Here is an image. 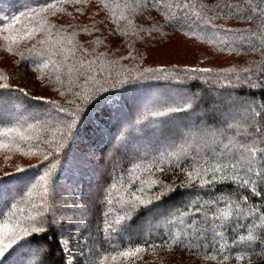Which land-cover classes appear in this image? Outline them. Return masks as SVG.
Instances as JSON below:
<instances>
[{
    "label": "trees",
    "instance_id": "trees-1",
    "mask_svg": "<svg viewBox=\"0 0 264 264\" xmlns=\"http://www.w3.org/2000/svg\"><path fill=\"white\" fill-rule=\"evenodd\" d=\"M44 2L52 3L53 0H0V19L7 16L10 22L11 17L23 11L25 5L37 7ZM186 2L187 0H179L181 4ZM192 2L207 5L211 11L204 14L213 17L212 23L216 28L202 31L198 21L193 23L194 16L185 19V14L189 13L188 9H173V15L179 11L177 16L179 22L170 21L165 18L166 10L154 7L153 0H148L147 8L135 17L134 23L143 25L145 29L135 35L132 29L126 28L125 21L121 20L119 23L114 21L112 11L105 8L101 0H86V3L79 4L59 3L56 8L44 15L55 28L67 29L62 33L65 36L75 28L76 57H81L84 50H88L90 55L87 58L90 59H95L100 53L103 54L105 61L117 60L118 69L121 66L129 69L134 66L171 69L174 66L170 75L175 76L177 73L181 75L183 83L179 87L200 97L194 112L198 117L193 113L195 122L189 120V123L199 124L202 119L207 118L209 124L223 128L226 122L244 121L248 115L245 112L246 108L254 107L260 111L261 105L264 104V87L250 89L236 79L239 76L243 81L250 76L251 82L264 84V71L254 67V63L260 62L261 54L251 51L249 43L252 41L258 45L252 32L256 31L260 20L249 21L247 16L251 14L250 11L246 7L240 9L235 7L237 4L245 5L246 0H192ZM247 2L264 6V0ZM227 4L233 7L231 9L225 7ZM216 5L220 7L217 8ZM26 22L22 17L21 23L15 27H23ZM189 24L192 25L191 28L188 27ZM84 27L89 29L90 35L80 31ZM228 29L233 31L226 32ZM124 30L128 31V35L122 34ZM97 39L101 42L96 43ZM219 41L225 43L221 44ZM2 43L3 41H0V44ZM34 43L35 40L23 43L21 50ZM200 52L205 54V63L210 65L207 69L211 71L184 73V69H198L193 68L191 64ZM129 55L135 59H121ZM19 68H24L30 75L28 84L16 81V70ZM243 68H252V72H243L241 71ZM229 69L233 71H228ZM0 73L11 75L12 87L26 85V91L30 96L43 95L45 99L51 97L57 99L58 103L64 102L53 91L56 85L45 84L44 81L37 79L40 74L32 71L30 62L21 61L18 55L9 54L2 47ZM229 80L232 85L239 86H230ZM149 83L155 87L126 85L124 88L111 89L114 101L110 100L92 107V104L96 103L93 101L85 107L84 114H87V120L80 125L78 134H75L62 150L49 177L48 199L51 209L47 214L46 232L34 235L32 247L16 248L11 255L0 257L3 264H36L40 258L44 259L45 264H61L65 258L74 260L75 264H99L101 258L112 251L114 244L123 249L145 241L148 244L166 241L173 228L166 223V219L171 218L170 214L177 215L186 211L185 206L197 196L200 201H204L217 200L221 195L239 199L247 194L246 189H241L237 183L230 181L210 184L203 189L181 188L179 185L185 179L184 173L180 168L165 162L162 166L163 173L153 169L154 178L164 184H172L175 192L166 198V202L158 210L159 215L141 211L125 220L117 232L109 233L105 230V219L112 221L126 211L117 202L120 199L117 190L123 191L121 184L126 182L133 171V164L141 160L148 162L153 158H157L158 163L159 153L172 142L170 138L156 139L153 136L155 128L147 127L149 121L144 120V117L151 106L153 95L157 91L167 92L169 85H173L174 81L159 80ZM27 102L29 105L37 103L31 100ZM19 103L22 101L18 98L9 101L7 108L10 115L0 118V128L5 127L10 121L14 122L16 105ZM217 109L227 114V120L217 112ZM178 138L179 132L174 139ZM238 139L242 143H249L251 137L242 135ZM29 143L35 146L39 142ZM141 145L146 147L142 149ZM119 150H125L126 155H120ZM238 151L233 150L234 153ZM48 153H52L51 148H48L45 154ZM261 155L258 153L257 158L259 159ZM208 162L223 163V158L213 160L209 156ZM193 163L195 161L192 159H186L182 161V167L188 170ZM48 164L49 161H43L38 153L25 156L19 151L0 149V224H3L13 212L19 217L21 208L24 209L23 214L26 216L30 211V202L38 203L41 189L39 187L34 189L32 185L43 175ZM261 164H264V161H261ZM14 165H20L25 172H15ZM228 170L231 171V168ZM5 173L11 175L6 176ZM147 175L144 174L145 177ZM251 179H256L254 174ZM257 183L264 187L259 181ZM113 184L116 185V189H112L109 196L107 193ZM137 186L138 184L132 185L131 190L135 191ZM108 199L113 200L111 205L107 203ZM227 202L221 200L219 204L212 206L213 210L224 209ZM251 203L259 207L261 201L259 198L250 200L249 207ZM198 206L199 204L196 205ZM16 217L8 222L15 223ZM209 219L211 220V217ZM149 225L150 230L132 234ZM216 225L214 231L211 229L208 231L206 238L195 239L182 235L180 243L173 245L174 251L166 247L150 248L146 252L138 253L135 259L127 261L118 259L113 262L109 256L106 264H264V225L260 223L259 213L254 217L233 215L228 221H216ZM253 225L256 226L252 227ZM250 229L254 239L240 241L239 237H247ZM215 232H219L220 235H215ZM62 239L70 241L71 256L66 257L64 250L58 246ZM234 240L236 243H233ZM37 245L39 250H36ZM45 252L46 257L43 256ZM208 253L216 259L207 258ZM225 256L229 259L225 260Z\"/></svg>",
    "mask_w": 264,
    "mask_h": 264
},
{
    "label": "snow or ice",
    "instance_id": "snow-or-ice-1",
    "mask_svg": "<svg viewBox=\"0 0 264 264\" xmlns=\"http://www.w3.org/2000/svg\"><path fill=\"white\" fill-rule=\"evenodd\" d=\"M59 3L79 4L86 3V0H53L52 3L38 4L37 7L25 5L23 11L11 17L10 22L7 16L0 19V33H3L0 35V41H3L0 47L9 54L18 55L21 61L30 62L32 71L40 74L37 79L44 81L45 84L56 85L53 91L64 101L58 103L57 99L51 97L45 99L43 95L30 96L29 92L26 91V85L12 87L11 75L0 73V118H6L10 115L7 108L9 101L17 98L22 101L16 105L14 122L10 121L5 124V127L0 128V149L19 151L25 156L38 153L43 161H49L43 175L39 176L37 182L32 185L34 189L37 187L41 189L38 203L30 202V211L26 216L23 214L24 209L21 208L19 209L21 213L19 217H16V213L13 212L3 224H0V257L11 255L16 248L32 247L34 235L46 232L47 214L51 209L48 199L49 177L62 150L73 136L78 134L80 125L87 120V114H84L85 107L92 104L93 101L96 103L92 104V107L110 100L114 101L110 92L111 89L124 88L126 85L153 88L155 85L149 82L159 80H172L174 84L169 85L167 92L157 91L153 95L151 106L144 117V120L149 121L146 126L155 128L153 136L156 139L167 140L176 132H179V138L178 140L172 139L165 150L159 153L158 163L157 158H153L148 162L141 160L139 163L133 164V171L129 174L126 182L121 184L123 191L117 190V195L120 197L117 202L126 211L112 221L105 219V230L109 233L117 232L125 220L141 211L159 215L158 210L166 202V198L175 192V187L172 184H164L154 178L153 169L163 173L162 166L165 162L180 168L184 173L185 179L179 185L181 188L199 187L203 189L210 184L230 181L237 183L239 188L246 189L247 194L242 195L239 199H231L221 195L217 200L204 201H200L197 196L185 206L186 211L179 212L177 215L170 214L171 218L166 219V223L173 226L166 241L153 242L152 244L145 241L136 244L134 247L123 249L114 244L112 251L102 257L99 264H106L109 256L113 262L118 259L125 261L135 259L138 253L146 252L150 248L166 247L174 251L173 245L180 243L182 235L195 239L206 238L210 229L213 231L216 229V221H228L233 215L254 217L259 213L260 223L264 225V187L257 183L259 181L260 184H264V164H261V161H264V104L261 105L260 111L254 107L246 108L245 112L248 115L245 116L244 121L226 122L223 128H216L209 124L207 118L202 119L199 124L189 123L188 121L195 112L200 97L179 87L183 83V78L179 73L175 76L170 75L174 66L171 69L163 67L139 68L138 66H134L132 69L121 66L118 69L116 67L117 60L105 61L103 54L100 53L95 59H90L87 58L90 53L88 50H84L81 57H76L74 37L77 32L75 28L65 36L62 33L67 29L55 28V25L50 24L44 15L51 12ZM101 3L105 8L112 11L115 22L125 21L126 28L132 29L134 35L145 30L143 25L135 24L134 20L140 12L147 8L148 0H101ZM153 6L164 8L167 13L165 18L176 22H179L177 20L179 11L173 15L172 10L188 9L189 13L185 14V19L194 16L195 21L193 23L198 21L202 31L216 28V25L212 23L213 17L204 14L211 10L203 3L197 5L192 0H187L183 4L179 3V0H153ZM216 7L219 8L220 5H216ZM225 7L231 9L233 5L227 4ZM235 7L237 9L246 7L251 13L247 16L249 21L260 20L256 31L252 32L258 41V45L252 41L249 43L251 51L261 54L260 62L254 63V67L264 71V6L261 4L253 5L246 0L245 5L237 4ZM22 17L27 22L23 27H15L21 23ZM191 26V24L188 25L189 28ZM80 31L90 35L87 27L80 29ZM122 34L126 36L128 31L124 30ZM32 40H35L34 44L21 50L23 43ZM95 42L100 43L101 41L97 39ZM219 43L224 44L225 42L219 41ZM121 59L128 60L135 59V57L129 55L121 57ZM209 71L211 70L207 68L184 69L186 74ZM228 71L233 70L229 69ZM241 71L251 73L252 68H243ZM236 79L240 81V84H246L250 89L264 87V84L251 82L250 76L243 81L240 80L239 76ZM228 84L232 87L239 86L232 85L231 80L228 81ZM28 100L37 101V103L29 105ZM217 112L225 116V120H227L225 112H220L219 109ZM82 114H84L83 117ZM229 132L233 134L228 135ZM242 135L251 137L249 143H242L238 139ZM34 141L39 143L35 146L29 143ZM48 148H51L55 155L52 153L45 154ZM217 149L220 151L218 152ZM234 149L239 151L234 153ZM258 153L262 154L259 159L257 158ZM209 156L213 160L223 158V163L209 164ZM186 159L195 161L188 170L182 167V161ZM30 167H35V165H30ZM14 168L17 173L25 172V169L20 165H14ZM229 168L231 171L228 170ZM242 172L243 174H241ZM144 174L148 175L145 177ZM253 174L256 179H251ZM5 175L11 174L5 173ZM135 184L138 186L135 191H132L131 186ZM157 188L159 190L155 191L154 189ZM112 189H116L115 184L110 186L107 193L109 196L112 194ZM256 198L261 201L260 206L257 207L255 203H251L249 207L250 200ZM221 200L228 201L224 209L216 208L213 210L212 206L219 204ZM107 203L111 205L113 200L108 199ZM197 204H199L198 207H196ZM14 217H16L15 223H9L8 221ZM215 235L219 236L220 233L215 232ZM239 239L240 241L254 239L251 235V229L247 237L241 236ZM233 243L236 241L234 240ZM58 246L64 250L66 257L71 256L69 240L62 239ZM36 250H39L38 245ZM222 251L223 245H221ZM46 255V252L43 253L44 257ZM206 256L212 260L216 259L210 253ZM224 259L228 260L229 257L225 256ZM0 264H3V261H0ZM36 264H45V261L40 258ZM61 264H75V261L65 258L62 259Z\"/></svg>",
    "mask_w": 264,
    "mask_h": 264
},
{
    "label": "rangeland",
    "instance_id": "rangeland-1",
    "mask_svg": "<svg viewBox=\"0 0 264 264\" xmlns=\"http://www.w3.org/2000/svg\"><path fill=\"white\" fill-rule=\"evenodd\" d=\"M205 59L206 56L203 52L198 53V55L195 58V61L191 64L193 68H198V69H202V68H209L210 65L205 63ZM30 75L27 73V71L24 68H19L16 70V81L20 82L22 84H28L30 81ZM208 112H212V110H208ZM195 115L198 114L194 113ZM224 118V117H223ZM191 122H195L194 117L191 116L190 119ZM178 132L174 133L171 137H169L170 139H174V137L176 136ZM145 145H141L140 148H145ZM118 149V147H116ZM120 151V155L125 156L126 155V151L125 150H119ZM110 156L108 157L109 160ZM164 218V217H163ZM163 218H161V220H163ZM151 226H146L145 228H142L141 230H139L138 232H132V234H140L142 232L148 231L150 230ZM131 236V235H130Z\"/></svg>",
    "mask_w": 264,
    "mask_h": 264
}]
</instances>
